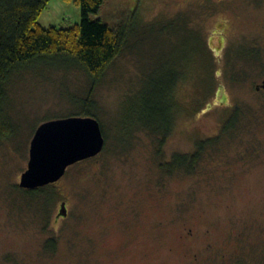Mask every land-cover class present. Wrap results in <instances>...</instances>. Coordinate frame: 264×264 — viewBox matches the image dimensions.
<instances>
[{
	"label": "rangeland",
	"instance_id": "1",
	"mask_svg": "<svg viewBox=\"0 0 264 264\" xmlns=\"http://www.w3.org/2000/svg\"><path fill=\"white\" fill-rule=\"evenodd\" d=\"M133 15L139 33L95 87L76 67H41L6 88L0 264H264V0H105L91 18L113 27ZM80 20L73 2L51 0L38 23ZM171 81L174 126L161 155L138 121ZM85 102L105 134L103 151L26 195L18 184L35 130ZM236 107L247 125L242 141L192 176L160 169L218 135Z\"/></svg>",
	"mask_w": 264,
	"mask_h": 264
},
{
	"label": "trees",
	"instance_id": "2",
	"mask_svg": "<svg viewBox=\"0 0 264 264\" xmlns=\"http://www.w3.org/2000/svg\"><path fill=\"white\" fill-rule=\"evenodd\" d=\"M50 1L0 0V106L4 103L10 81L24 70L76 67L87 75L91 87H95L109 66L127 48L129 39L140 31V26L134 21L135 15L113 27L100 18L92 19V15H98L105 0H64L79 7L80 23L68 28L45 29L38 20ZM184 79V73L177 69V90ZM164 87L163 101H155L154 105L148 101L144 106L145 116L138 121L141 129L157 136L161 155L164 143L173 130L176 106L175 84L167 82ZM73 116L95 118L90 104L86 102L82 111ZM243 118L236 107L218 135L197 141L190 154L178 153L172 155L169 161L163 159L160 169L167 174H196L208 156L215 152L223 153L222 150L243 140V129L247 127L243 125ZM103 137L105 139L104 133ZM46 188L21 191L33 197Z\"/></svg>",
	"mask_w": 264,
	"mask_h": 264
},
{
	"label": "water",
	"instance_id": "3",
	"mask_svg": "<svg viewBox=\"0 0 264 264\" xmlns=\"http://www.w3.org/2000/svg\"><path fill=\"white\" fill-rule=\"evenodd\" d=\"M260 88L264 89V81ZM104 145L100 123L93 117L73 116L46 121L35 130L27 169L21 174L18 186L33 190L52 185L69 167L97 157ZM58 215H67L65 202L61 203Z\"/></svg>",
	"mask_w": 264,
	"mask_h": 264
}]
</instances>
